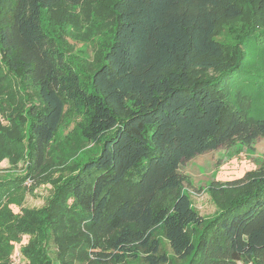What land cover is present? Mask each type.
<instances>
[{"label":"trees","instance_id":"trees-1","mask_svg":"<svg viewBox=\"0 0 264 264\" xmlns=\"http://www.w3.org/2000/svg\"><path fill=\"white\" fill-rule=\"evenodd\" d=\"M261 20L264 0H0V264L25 235L20 264H264V161L210 181V217L180 172L264 136L225 89ZM68 137L98 150L64 174ZM48 182L45 203L24 207Z\"/></svg>","mask_w":264,"mask_h":264},{"label":"rangeland","instance_id":"rangeland-1","mask_svg":"<svg viewBox=\"0 0 264 264\" xmlns=\"http://www.w3.org/2000/svg\"><path fill=\"white\" fill-rule=\"evenodd\" d=\"M79 18L82 16L80 11H72ZM260 27L243 42L244 59L238 70L227 80L226 93L235 107H240L245 117L252 123L256 120H264V21H260ZM84 28V27H83ZM82 29L67 30L68 42L72 46V53L78 59L91 60L92 47L84 40ZM79 121L78 115L71 111L66 113L64 122L67 126L65 133H71L74 123ZM67 140V141H66ZM61 141L55 152L57 158L63 161L58 165L61 169L66 168L65 173H72L75 163L84 160L87 156L94 154L98 150V145L85 143L82 147L74 151V147L80 146V142L70 141V137ZM61 154H64L60 159ZM56 162L57 160H53ZM264 161V136H260L253 141L251 146H242L234 143L230 146L221 145L215 150L196 155L190 160L183 161L180 167L181 174L186 178L190 198L196 210L204 217H210L215 206L207 193L206 186L212 180L230 181L241 178L246 172L257 169ZM20 166V165H19ZM63 166H65L63 168ZM54 167L55 165H51ZM49 169V168H48ZM47 169V170H48ZM9 170L8 164L4 161L0 164V175ZM54 177L58 175L55 170H51ZM32 181L28 180L26 186L31 187ZM29 187V188H30ZM50 183H44L36 187L34 193L28 192L25 196L23 206L28 208L41 207L49 193ZM16 211V208H14ZM27 235L23 236L20 243L15 244L14 250L10 255V260L20 254V246L27 242ZM164 250L170 254L169 248L164 244ZM21 257V255H20ZM14 264L16 262L14 261ZM140 264V263H138ZM174 264H180L174 262ZM238 264H243L239 262Z\"/></svg>","mask_w":264,"mask_h":264},{"label":"built area","instance_id":"built-area-1","mask_svg":"<svg viewBox=\"0 0 264 264\" xmlns=\"http://www.w3.org/2000/svg\"><path fill=\"white\" fill-rule=\"evenodd\" d=\"M20 255H21V254L17 253V254H16V257H15V258L13 257V260H12L13 263H14V261L16 262V264H20V263H21L22 256L20 257ZM248 264H250V263H248Z\"/></svg>","mask_w":264,"mask_h":264}]
</instances>
